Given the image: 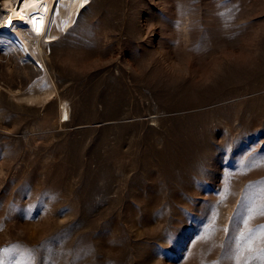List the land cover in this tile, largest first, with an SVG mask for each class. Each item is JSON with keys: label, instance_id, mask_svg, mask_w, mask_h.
I'll return each instance as SVG.
<instances>
[{"label": "rangeland", "instance_id": "obj_1", "mask_svg": "<svg viewBox=\"0 0 264 264\" xmlns=\"http://www.w3.org/2000/svg\"><path fill=\"white\" fill-rule=\"evenodd\" d=\"M44 48L27 100L0 35L4 264H264V0H91Z\"/></svg>", "mask_w": 264, "mask_h": 264}, {"label": "bare ground", "instance_id": "obj_2", "mask_svg": "<svg viewBox=\"0 0 264 264\" xmlns=\"http://www.w3.org/2000/svg\"><path fill=\"white\" fill-rule=\"evenodd\" d=\"M84 1L0 0V30L11 34L26 54L32 55L34 59L31 58L35 62H40L41 65L39 71L43 74L32 81L33 83H31L28 92L24 96L27 100H42L52 93L51 91H56L53 77L49 74L44 63V58L47 56L44 45L45 47L49 46L52 41L59 38L60 34L67 33L72 27L71 23L76 22L78 15L86 7L84 5L80 9ZM2 5L5 6L1 7ZM77 12L78 15L75 17ZM11 22L12 24L9 26ZM23 24H28L29 27ZM37 27L40 28L39 32L36 31ZM67 27L68 29H66ZM62 28L64 31H61ZM18 51L24 57L19 49ZM62 112L65 116L63 119L66 120L69 116L65 104L62 107Z\"/></svg>", "mask_w": 264, "mask_h": 264}, {"label": "snow or ice", "instance_id": "obj_3", "mask_svg": "<svg viewBox=\"0 0 264 264\" xmlns=\"http://www.w3.org/2000/svg\"><path fill=\"white\" fill-rule=\"evenodd\" d=\"M36 31L39 32L40 28L37 27ZM261 215H264V211L261 212ZM259 228H260V233H261L260 239L262 243H264V225L259 226ZM252 250H253L252 245L251 243H249L248 251L251 252ZM4 251H7V250H4ZM259 251L261 253V256L264 257V248H261ZM0 264H4L3 258H0Z\"/></svg>", "mask_w": 264, "mask_h": 264}, {"label": "built area", "instance_id": "obj_4", "mask_svg": "<svg viewBox=\"0 0 264 264\" xmlns=\"http://www.w3.org/2000/svg\"><path fill=\"white\" fill-rule=\"evenodd\" d=\"M16 45V44H15ZM22 52V51H21Z\"/></svg>", "mask_w": 264, "mask_h": 264}]
</instances>
